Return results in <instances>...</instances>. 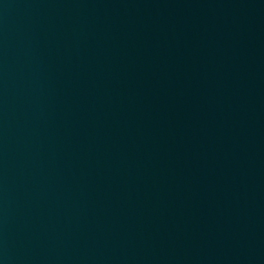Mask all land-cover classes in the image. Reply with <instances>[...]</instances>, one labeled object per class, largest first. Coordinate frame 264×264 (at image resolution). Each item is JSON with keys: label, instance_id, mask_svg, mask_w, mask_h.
Here are the masks:
<instances>
[{"label": "water", "instance_id": "1", "mask_svg": "<svg viewBox=\"0 0 264 264\" xmlns=\"http://www.w3.org/2000/svg\"><path fill=\"white\" fill-rule=\"evenodd\" d=\"M0 264H264V0H0Z\"/></svg>", "mask_w": 264, "mask_h": 264}]
</instances>
